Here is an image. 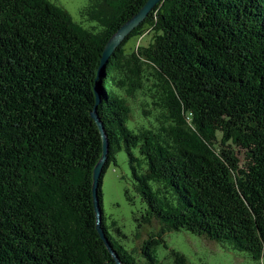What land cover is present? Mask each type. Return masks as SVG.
I'll return each mask as SVG.
<instances>
[{"label": "trees", "instance_id": "trees-1", "mask_svg": "<svg viewBox=\"0 0 264 264\" xmlns=\"http://www.w3.org/2000/svg\"><path fill=\"white\" fill-rule=\"evenodd\" d=\"M146 1L90 0L82 13L98 28H86L51 0H0V264H116L97 230L103 141L91 112L105 44ZM100 81L103 175L124 148L146 203L138 257L109 230L102 175L103 226L121 260L188 264L165 238L182 229L261 260L264 0H161ZM137 106L150 124L135 130Z\"/></svg>", "mask_w": 264, "mask_h": 264}, {"label": "rangeland", "instance_id": "rangeland-1", "mask_svg": "<svg viewBox=\"0 0 264 264\" xmlns=\"http://www.w3.org/2000/svg\"><path fill=\"white\" fill-rule=\"evenodd\" d=\"M51 1L64 7L75 21L86 28H91L94 25L98 28L95 21L88 20L87 16L82 13L83 7L90 0ZM145 38L142 42L147 43L150 35L145 36ZM134 43V38H132L128 46L130 47ZM128 124L131 128L138 130L140 126H147L150 123L148 118L142 114L141 107L137 106L136 109L133 108L132 118ZM240 153L245 152L241 151ZM241 166H244L243 162H241ZM131 177L128 155L123 148L117 154V164L111 165L102 177L103 209L110 232L119 238L127 248L134 247L137 256L141 257V247L149 233L148 229H143L146 228L145 226H139L138 218L145 209L146 203L135 190ZM127 191L131 199L127 197ZM113 222L121 229L122 234L114 229ZM149 229L158 230L156 223L154 226H149ZM139 232H141L140 237H138ZM165 238L170 248H175L187 256L188 264H264V257L259 261L255 260L248 252L235 250L227 242L210 240L204 235L189 230L169 231ZM158 252L163 259L168 254L169 249L160 246ZM167 259L170 258L167 256ZM168 264L173 263L170 261Z\"/></svg>", "mask_w": 264, "mask_h": 264}, {"label": "water", "instance_id": "water-1", "mask_svg": "<svg viewBox=\"0 0 264 264\" xmlns=\"http://www.w3.org/2000/svg\"><path fill=\"white\" fill-rule=\"evenodd\" d=\"M161 0H147L144 5L139 9L137 13H135L130 19L126 20L122 26H120L116 32L108 39L103 49L101 62L98 67V75L96 77L95 82V92H96V104L91 112V116L95 119L103 141V153L99 161L94 167L93 170V196H94V204L96 209V217H97V230L100 233L101 237L104 239L107 248L112 253L116 264H125L116 250L113 248L110 240L107 237L105 228L103 226V209L99 200V186L101 184V177L103 174V169L108 159V153L110 149V141L104 129V123L102 122L99 114H98V104L102 100L101 93V81L100 78L104 75L106 63L111 57V55L117 50V48L121 45V43L129 37L131 32L140 25L144 21V19L148 16L149 12L155 7L157 3Z\"/></svg>", "mask_w": 264, "mask_h": 264}]
</instances>
